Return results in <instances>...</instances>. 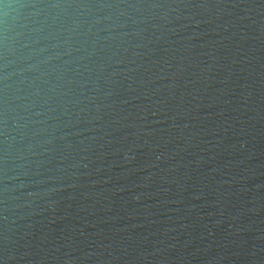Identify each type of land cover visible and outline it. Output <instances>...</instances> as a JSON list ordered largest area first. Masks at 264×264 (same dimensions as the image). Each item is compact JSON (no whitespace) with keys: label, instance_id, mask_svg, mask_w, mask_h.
Here are the masks:
<instances>
[{"label":"clouds","instance_id":"9594fccd","mask_svg":"<svg viewBox=\"0 0 264 264\" xmlns=\"http://www.w3.org/2000/svg\"><path fill=\"white\" fill-rule=\"evenodd\" d=\"M0 264H264V0H0Z\"/></svg>","mask_w":264,"mask_h":264}]
</instances>
